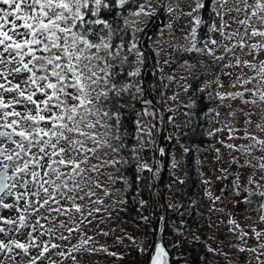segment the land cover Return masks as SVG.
Instances as JSON below:
<instances>
[{"label": "snow or ice", "instance_id": "6c2138e0", "mask_svg": "<svg viewBox=\"0 0 264 264\" xmlns=\"http://www.w3.org/2000/svg\"><path fill=\"white\" fill-rule=\"evenodd\" d=\"M183 3L184 0H0V210L16 209L18 212L15 218L0 215V235L11 237L0 239V254L6 257L0 264L8 261L16 264L15 258L20 252L30 257L28 264H38L45 259L48 264H57L48 253L62 246L53 239H70V235L56 236L57 221L69 234L79 231L80 224L76 223L75 217L80 216L81 224H91L96 214L108 211L104 207L105 198L118 197L113 200V208L126 203L122 193L131 182L120 171L122 167L134 164L139 182L144 171L155 177L165 166L155 156L149 159L142 156L150 147L160 156L167 154L165 147L157 146L153 138L155 124L146 121L145 117H159L164 124L180 127L174 118L178 108H165L166 112L173 113L171 116L160 112V104L166 103L167 99H178L176 94L166 98L161 92L159 103L147 98L154 88L145 78L146 73L155 74L160 69L158 58L151 67L148 62L153 58L151 52L159 56L162 43L177 52L208 56L213 63L227 58L224 68H247L255 73L248 76L242 70L232 82L231 87L239 86L242 91H216L214 96L209 92L208 99L218 98L222 102L225 98H239L245 104L253 105L264 102V60L257 64L243 58L264 54V0H253L252 3L249 0H211L212 13L220 19L219 26L214 20L208 24L203 18L208 0H192L187 12L181 7ZM241 12H244V18L238 19ZM164 14L171 20L159 29V35L153 40L149 33ZM225 16L230 20H225ZM182 18H188L190 26L184 37L186 43L180 44L174 36L163 41L165 30L172 33V21ZM231 24L242 26L243 31L239 28L229 31ZM214 32L220 34V41L213 38ZM223 41L231 42V46ZM217 47L222 49L220 55L216 54ZM146 48L149 51H145ZM190 59L203 63L195 55ZM173 62L170 52L163 63L171 65ZM182 66L198 79L194 75V64L184 60ZM18 76L23 78L17 80ZM160 79L172 82L175 76L162 73ZM181 79L187 80V77ZM213 84L223 87L220 74L196 91L207 92ZM249 84L253 87H248ZM159 87L167 89L169 84L162 83ZM180 87L186 94L192 89L188 83ZM245 93L251 99H245ZM136 102L143 107L136 111L134 143L130 146L128 138L133 134L126 128L125 119ZM196 103L193 99L189 105L178 107L189 108L184 115L191 116ZM211 111L214 110L209 109ZM216 115L220 113L216 112ZM223 123L230 134L236 131L231 122ZM256 127L264 132L260 124ZM221 130L217 128L208 135ZM245 135L250 143L239 148L233 144L226 147L246 152L251 159L245 160V164L259 160V171L264 172V156L257 158L254 155L257 148L264 152V139H258L247 129ZM172 138L171 135L167 137ZM231 138L234 137L230 135ZM184 151L188 149L185 147ZM125 152L131 155L125 156ZM233 162H236L235 158ZM176 167L173 158L172 168ZM112 168L115 172L106 171ZM223 171L227 172L226 169ZM238 180L239 176L236 177ZM236 181L233 182L236 193H247L243 202L251 204L254 195L264 200V191L257 193L242 188ZM261 181L264 176L257 180L253 174L246 184L264 188ZM118 184L123 187H117ZM208 195L211 197L210 192ZM5 197L12 198L13 202L5 203ZM86 200L99 207H91L85 214ZM258 211L261 212L260 221L264 222V203ZM43 212L47 215L41 214ZM33 216L36 217L34 223ZM60 217H67V222ZM41 221H47L51 226ZM229 224L238 231L239 239L245 241L248 233L235 220H229ZM25 229L29 231L22 242L19 237ZM252 232L257 240L264 235L255 228ZM102 234L108 235L107 232ZM85 236L82 234L78 244L67 253L60 251L56 255L70 258L77 264L71 253L79 252L92 241V237ZM154 245V249L152 245L139 249L149 256L147 264H171L170 249L162 240L154 241ZM33 249L38 253L35 256L31 255ZM85 250L92 251L90 248ZM101 250L107 251V248L96 249ZM239 251L258 253L257 264H264L260 259L264 255V243Z\"/></svg>", "mask_w": 264, "mask_h": 264}, {"label": "rangeland", "instance_id": "374dc122", "mask_svg": "<svg viewBox=\"0 0 264 264\" xmlns=\"http://www.w3.org/2000/svg\"><path fill=\"white\" fill-rule=\"evenodd\" d=\"M252 2L253 0H249V3ZM191 3L192 0H184V3L181 5L183 11H189V5ZM232 15L237 14L233 13ZM244 15V12H241L238 14L237 18L243 19ZM224 19L230 20V17L225 16ZM170 20L171 17L168 14L165 22L162 21L160 17L159 26L156 31L157 33L152 37L153 40H155L159 35V29L169 23ZM214 21L217 26L220 25V19L218 17L215 16ZM172 23V33L170 35L169 32L165 30L163 41H168L172 38V36H174L176 41H178L180 44H185L186 41L184 40V37L190 29L188 18H183L179 21H172ZM237 28H239L240 31H243L242 26L237 24H231V28L228 30L232 31L236 30ZM211 35L218 41L222 39L218 32H214ZM223 43H227L229 46H231V42L229 41H223ZM160 49L162 50L159 51V56L156 57V59L158 58L160 61V73L166 74L165 68H168L170 65H165L163 63L164 60L168 58V54L171 52L173 54L174 60L171 65L174 67L175 63L178 62V52L174 51L172 48H169L167 44L164 43L160 45ZM237 52H239V49H237ZM221 53L222 49L217 47L216 54L220 55ZM208 58L210 57H204L201 60L203 63H193L195 65L194 75L202 73L205 78L203 83L204 85L208 81L215 80L217 74H220V80L223 84V87H218L215 84H213L215 87L211 85L209 88L213 94H215L216 91H242V88L239 86H237V88L231 87L232 82L238 75H240L242 70L248 76L255 75L253 71H250L247 68H224V64L228 62L227 58L225 61L220 63L208 61ZM243 58L252 60V62L258 64L260 60H264V54L257 53L255 58L252 56H246ZM182 65L183 63H180L179 65L175 66V68L170 70L171 73L169 75H174L175 80L172 82L168 81L169 87L167 89L166 95L164 93V96L166 98H170L176 94L178 99H167L166 103L168 108H178L179 105L190 104L191 95H189V92L186 94L180 85L184 83L190 84L193 75H190L189 71ZM225 72L231 73V75H224L223 73ZM182 77H187V80H182ZM22 78L23 77L18 76L17 80ZM248 87H253V84H249ZM245 99H251V97H247L245 94ZM211 109L214 111L209 112L208 110V115L214 121L216 125L214 127L220 128L222 130L220 131V137L215 144H213L209 149L199 150L200 155L197 159L201 163V169L203 171L201 174V180L205 186L202 187L203 192L199 190L194 196L193 207L195 213H197L198 221L193 227L188 226L187 217L190 215L192 210L181 212L180 224H178V220L171 221V226L174 228V234L171 235L168 243L170 246L177 244L179 245L178 247H174L176 256L179 257L185 256L187 253V240L199 239L204 241L207 247L212 249V251H210V255L205 260L206 264H257L256 256L258 253H241L239 249L253 248L264 243V235H262L260 239L257 240L252 232V228H255L257 231L264 232V222L260 221L261 212L258 211L260 204L264 203V200H262V198H260L258 195H254L251 197L252 203L247 204L243 202L244 196L247 195V193L241 191L238 195L235 188H233L229 194H226V179L231 176L229 174H232L233 176H231V179L234 182L236 181V177L239 176V180L236 181V183L240 184L242 188H248L256 191L257 193L264 191V188H257L255 184H246L248 177L253 176V174L254 179L257 180H259L261 176H264V172L259 171L260 161L252 160L251 164H245V160H249L251 158L246 152L237 150L239 146L250 143L247 136L245 135V129H247L250 134L256 136L258 139H264V132L256 127L257 124H260L262 127H264V102L258 101L257 104L253 105L251 103L245 104L239 98L236 100L225 98L222 102L217 98L215 108L212 107ZM179 112L180 111L178 109L174 118L175 123L180 126L179 120H181L182 116ZM216 112H219L220 115L217 116ZM184 113L188 112L185 110ZM229 113H235V115H229ZM245 113L248 115L246 116ZM171 115H173L172 112H170V116ZM182 119H184L185 122L190 121L192 119V115H184ZM246 120H250L251 123L246 124ZM223 122H231V125L235 127L236 131L230 134L228 129L224 127ZM160 131V127L157 129L155 128L152 135L157 146L165 147L166 153L168 148L171 146L170 171L167 179L168 185L166 192L170 211L175 212L178 209V206L181 205L178 191L179 181L183 180L185 176V151L184 147L178 144V141L174 143V140L167 139L168 133H166L165 144L159 143ZM178 133V131L175 132L177 135ZM230 135L234 138L230 139ZM227 144L236 145L237 148L229 149L226 147ZM217 149H219V153H217ZM254 155L259 158L264 156V152L257 148L254 151ZM142 156L145 159L155 156L156 159H159L164 165L163 156H160L158 152L156 155V152H154L151 147L148 150H145L142 153ZM217 156H219V159H217ZM173 158L177 162L176 168H172ZM233 158H235L236 162H233ZM253 165H255V169L253 168ZM225 169L227 172L223 171ZM106 171L115 172V169H106ZM160 172L157 177L160 176ZM101 179H104V177H101ZM261 184H264V181H261ZM117 187H120L119 184ZM209 192L211 193V197L208 195ZM215 197H219L220 199H214ZM117 198L118 197L115 196L111 199L105 198L104 207L108 208V211H102L96 214V217L93 219L91 224H87V222L81 224V218L79 215H77L75 219L76 223L80 224L79 231H73L71 234H69L66 229L59 227V221H57L56 236L58 237L60 234L65 236L70 235V239L64 241L53 239L54 243L60 244L62 247L49 252L48 256H50L52 260L57 261V264H60L61 261L63 264H73V261L70 258L60 257L56 255V253L60 251L67 253L73 245L78 244L81 235L86 234L85 238L92 237V241H90L87 246L82 247L79 252L71 253L76 257L77 264H147L149 256L142 254L139 249L141 246L148 248L149 245H152L154 249L156 233L148 222H144L143 225H137L130 221H124L120 217L119 213L124 204H117L114 208L111 207L113 200ZM236 201L241 202L237 204L235 203ZM12 202V198H10L7 203ZM84 204L85 214L91 207H99V205L89 204L87 200L84 201ZM109 213H111V215H109ZM41 214L47 215L46 212ZM0 215L3 217L15 218L18 215V212L16 209H3L0 210ZM33 219L36 220V217ZM60 219L67 222V217H60ZM89 219L92 218L89 217ZM229 220H235L236 223L248 233L245 241H241L239 239L238 231L235 230L233 225L229 224ZM43 223L46 226H51L47 221H43ZM68 226L71 227L72 225ZM27 232L28 231L19 237L21 238L22 242L27 239ZM103 232H107L108 235H103ZM0 237L5 240L8 239V237L6 238L3 235H0ZM129 237H131V239H129ZM44 239L47 240L48 237L46 236ZM102 246L107 248V251H96V249H100ZM86 248H90L92 251H87L85 250ZM16 251L20 252L18 249ZM36 252L37 250L33 249L31 254L37 255ZM110 253H115V255H110ZM0 255L1 260H6L4 255ZM29 258L30 257L28 255L20 252V254L15 258L16 264H28ZM260 259L264 260V255H261ZM7 264H11V262L8 261ZM39 264H48V261L46 259L41 260ZM175 264L188 263L181 261Z\"/></svg>", "mask_w": 264, "mask_h": 264}, {"label": "trees", "instance_id": "16d2710c", "mask_svg": "<svg viewBox=\"0 0 264 264\" xmlns=\"http://www.w3.org/2000/svg\"><path fill=\"white\" fill-rule=\"evenodd\" d=\"M211 0H208L206 9L202 12L203 18L208 24H211L212 21L215 19L214 14L212 13ZM167 14L161 16L162 21H166ZM183 19V18H182ZM183 21V20H182ZM159 22H156V28L149 33L150 36H155L156 31L159 26ZM206 30V29H205ZM145 51H149V49H145ZM153 54V58L156 62V55L155 52H151ZM198 56L199 60H202L204 57L207 58L208 56H200L199 54L195 53H181L178 52V62L173 65H170L168 68H165L166 75L171 73V69L175 68V66L183 63L184 60H188L189 63H197L195 60L190 59L192 56ZM208 61H212L211 58L207 59ZM154 62V63H155ZM149 67L151 66V59L149 60ZM207 67V66H206ZM148 74V83L152 84L154 91L152 95L156 98V100L160 101V94L167 92V89H163L159 87L162 83L168 84L167 80L161 81V73L160 69L155 72V74L149 72ZM198 79L191 80L192 89L189 91V95H191V100H196V106L191 109L192 112V119L190 121H184L182 119L184 117L183 113L186 110L189 112V108L187 107H178L179 113L182 116L180 122V127L175 128L171 123L166 125V133L168 136L171 135L174 140V143L178 141V144L186 147L188 149L187 152L184 154V161H185V176L183 180L179 181V199L181 205L178 206V209L175 212L170 211V206L167 202V185H168V174L170 171V158H171V146L167 150V157H166V168L164 179L160 188V198L156 193V186L160 180V176L153 177V173L144 171L141 173L142 179L137 182L136 181V169L134 164L125 166L121 168L123 174H125L129 181L131 182V186L128 187L125 193H122L123 198L126 200V203L122 206L121 210L119 211L120 217L124 221H130L137 225H143L144 222H148L151 227L153 228L154 232L156 233V240L159 231V225L161 221V217L163 214L162 205H165L166 212H165V219H164V231H163V243L166 248L170 249V261L171 264H175L181 261H185L188 264H206L205 260L210 255L209 248L207 247L206 243L199 239H192L187 240V253L185 256H176L175 248L171 247L168 243L169 238L171 235L174 234V228L171 226V221H177L180 224V217L181 212L186 210H192L190 215L187 217L188 226L193 227L196 222L198 221L197 213L194 211V196L195 194L204 187V183L201 180V174L203 173L201 169V163L198 161V156L200 155V149H209L213 144H215L220 137V132H215L214 135H208V132H214L217 129L210 116L208 115V110L212 107L215 108L217 99H208V93L211 92L210 88L207 92H198L197 89L203 87V83L205 78L202 73L195 75ZM215 87V85H213ZM213 94V93H212ZM215 94H213L214 96ZM151 99L150 96L147 97ZM180 106V105H179ZM143 105L136 102L134 109H129L127 112V118L125 119V126L132 133V136H129L128 143L131 146L134 143V133H135V124L133 121L136 117V111L142 109ZM162 107L165 116H170V112H166L165 108H168L167 103L160 104ZM160 112L162 110L160 108ZM146 121H151L155 124V128L157 129L160 127L162 128V122L160 121L159 117H145ZM181 129V130H179ZM178 131V135L175 132ZM161 132V131H160ZM166 138V134H165ZM159 143H160V136H159ZM168 145V144H167ZM171 145V144H170ZM125 156L131 155L129 152L124 153ZM157 155V152H156ZM162 170V168H161ZM161 175V172H160ZM233 176L232 174H229ZM231 176L226 179V194H229L232 191L233 187V180ZM183 181V183H181ZM120 187H123L122 184H119ZM140 200L145 201L143 205L140 204ZM145 207V208H144ZM147 217V219H144Z\"/></svg>", "mask_w": 264, "mask_h": 264}, {"label": "water", "instance_id": "95a60500", "mask_svg": "<svg viewBox=\"0 0 264 264\" xmlns=\"http://www.w3.org/2000/svg\"><path fill=\"white\" fill-rule=\"evenodd\" d=\"M151 56L153 57V54L151 53ZM155 60L154 58L151 59V66L154 64ZM150 66V67H151ZM148 81V74H146V77H145ZM150 98L155 102V103H159L156 98L152 95V93L149 95ZM161 110H162V113L163 115L165 116V113L162 109V107H160ZM166 125L167 124H164L162 123V128H161V132H160V143L161 144H165V134H166ZM166 151V149H165ZM163 159H164V167H162V170H161V175H160V180L156 186V193L158 195V197L160 198V188H161V185H162V182H163V179H164V174H165V168H166V155L163 156ZM162 209H163V214H162V217L165 219V212H166V208H165V205L163 204L162 205ZM164 219H161L160 221V225H159V231H158V235H157V240H162L163 241V231H164Z\"/></svg>", "mask_w": 264, "mask_h": 264}, {"label": "flooded vegetation", "instance_id": "af4514ba", "mask_svg": "<svg viewBox=\"0 0 264 264\" xmlns=\"http://www.w3.org/2000/svg\"><path fill=\"white\" fill-rule=\"evenodd\" d=\"M0 6H2V5H0ZM246 94V96L247 97H249L248 96V94L247 93H245ZM9 174H11V172H9ZM17 190H20V189H17ZM10 199V197H5V203H7L8 202V200ZM35 216H33L32 218H31V220H32V222L34 223L35 222V219H33ZM42 223H43V221H42ZM26 231H29L28 229H25L24 230V232L23 233H25ZM37 234H39V233H37ZM27 236V235H26ZM11 238V237H10ZM9 237H8V239H10ZM45 238H46V236H45ZM0 239H3V238H1L0 237ZM21 239V238H20ZM37 253V252H36ZM38 254V253H37ZM32 256H35V254H31ZM1 256V255H0ZM1 260V259H0ZM40 263V261H38V264Z\"/></svg>", "mask_w": 264, "mask_h": 264}]
</instances>
